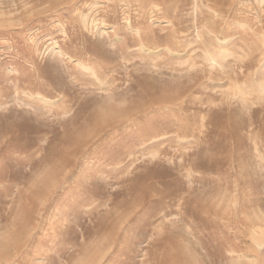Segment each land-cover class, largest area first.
Masks as SVG:
<instances>
[{
  "label": "rangeland",
  "instance_id": "obj_1",
  "mask_svg": "<svg viewBox=\"0 0 264 264\" xmlns=\"http://www.w3.org/2000/svg\"><path fill=\"white\" fill-rule=\"evenodd\" d=\"M0 264H264V0H0Z\"/></svg>",
  "mask_w": 264,
  "mask_h": 264
}]
</instances>
